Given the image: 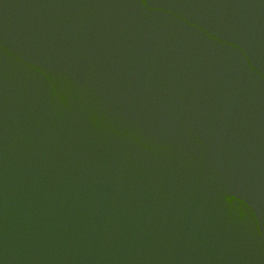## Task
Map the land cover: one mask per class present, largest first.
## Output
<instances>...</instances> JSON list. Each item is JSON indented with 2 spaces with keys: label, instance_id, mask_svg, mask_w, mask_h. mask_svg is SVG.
Listing matches in <instances>:
<instances>
[{
  "label": "water",
  "instance_id": "1",
  "mask_svg": "<svg viewBox=\"0 0 264 264\" xmlns=\"http://www.w3.org/2000/svg\"><path fill=\"white\" fill-rule=\"evenodd\" d=\"M0 264H264V0H0Z\"/></svg>",
  "mask_w": 264,
  "mask_h": 264
}]
</instances>
